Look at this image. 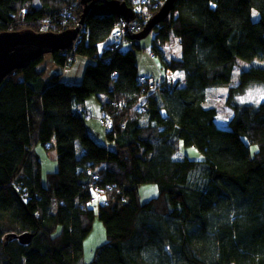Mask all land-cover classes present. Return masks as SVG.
Segmentation results:
<instances>
[{"label": "trees", "instance_id": "16d2710c", "mask_svg": "<svg viewBox=\"0 0 264 264\" xmlns=\"http://www.w3.org/2000/svg\"><path fill=\"white\" fill-rule=\"evenodd\" d=\"M151 1L145 11L154 13L160 0ZM38 2L0 0V31L59 32L83 13L79 0ZM119 17L99 0L84 13L72 54L45 53L60 68L85 58L79 82L63 80L61 71L45 82V54L0 82V264H264V100L239 99L264 85V66L242 69L231 84L236 57H264V0H174L150 44L160 66L174 70L171 83L137 80L136 39L126 50L99 53ZM171 35L177 58L161 48ZM217 87H227V127L206 102ZM98 93L113 148L97 143L85 124L82 104ZM178 139L202 158H189ZM36 142L56 153L45 183ZM149 182L158 194L141 202L138 185ZM95 214L106 239L84 263ZM25 231L28 243L6 237Z\"/></svg>", "mask_w": 264, "mask_h": 264}, {"label": "rangeland", "instance_id": "374dc122", "mask_svg": "<svg viewBox=\"0 0 264 264\" xmlns=\"http://www.w3.org/2000/svg\"><path fill=\"white\" fill-rule=\"evenodd\" d=\"M153 1L155 0H152L151 2ZM33 2L34 4H37L38 0H33ZM156 3L157 5H160L161 0L160 2H156ZM145 8H147V6H145ZM251 17L253 20H256L258 18L257 10L252 9ZM152 35H153V30L146 37L141 38L140 40H137V43H139L138 49L134 46L132 47L136 55V63H137L139 71L145 69V70L153 72L152 77H151L153 80L149 76H147V73H144L143 75L145 76V80L142 79V81H139V79H137L139 82H147L150 80L158 81L159 75L161 78V68H159V65L157 62L159 61V58L157 56H155L154 59L150 57L151 55L150 44H151ZM106 40L99 44V53L102 52L105 46V43L107 42ZM131 46H132L131 42H126L122 45L121 49L126 50L127 48ZM161 48L164 50L165 54L168 55V57L177 58L181 54L178 39L173 35H171L170 38L167 41H165V43L162 45ZM50 61H51L50 56L48 54H45L43 55V59L41 60L40 65H39V66L45 67L43 74H42V78L45 82H48V78L53 73L59 71V67L56 64H55L56 66H53V64ZM78 61H81V60L80 59L77 60V58L74 60V62H78ZM251 65L264 66V57L262 58V57L255 56L252 59H242V58L236 57V61H235V64L232 70V75H231V84H236L238 81L239 72L242 69H246ZM139 75H142V74H139ZM226 93H227V87H217V88L210 89L207 92V103L209 105H214L217 108L216 119H217V122H220V123H225L226 120L230 118L231 113H232L230 108L225 104ZM104 97H105L104 93H98V95L91 94L84 100V104H82L83 108L85 109L84 119H85V124L87 126V130L89 134L93 137V139L97 143L100 142V144H101L102 137H105V132L107 131L105 127L100 125V122H99L101 118L105 117L101 112L100 104H99V98H104ZM239 99L243 101H248V102H257L260 100H264V85L254 84V85L249 86L245 92L239 95ZM177 144H178L177 145L178 148L181 151L185 152L189 158L196 159V160H199L202 158V153L195 146L185 145L180 139H178ZM113 147L114 145L111 148ZM33 148H34L33 149L34 153H36L39 158L40 167H41L40 168L41 177L43 179V182L45 183L46 173L48 171L55 170L56 168L54 167L55 164L57 166L55 150L49 144H47L46 146H43L39 142H36L33 145ZM250 149L251 151H253L256 149V146L252 145ZM93 194H94V199L90 203V207L96 210L97 198H99V195L96 192L94 193V191H93ZM157 194H158V187L156 183L149 182V183H141L140 185H138V199L141 202H144L152 197H155L157 196ZM57 231L58 229L56 230V232ZM105 239H106L105 228L103 226L102 221L99 220V218L97 217V214H95L93 223H92V228L83 240L82 260L84 263H89L91 261V259L93 258L95 248L98 245H100L102 242H104Z\"/></svg>", "mask_w": 264, "mask_h": 264}, {"label": "water", "instance_id": "95a60500", "mask_svg": "<svg viewBox=\"0 0 264 264\" xmlns=\"http://www.w3.org/2000/svg\"><path fill=\"white\" fill-rule=\"evenodd\" d=\"M83 5V13L80 15V23H83L84 13L96 5L99 0H79ZM104 4L113 8L126 21L134 18L135 13L130 5L121 0H103ZM174 0H163L158 9L152 13L143 28L130 35V38L140 40L146 37L154 26L164 19L172 7ZM78 26L69 27L59 32L34 31L32 29L0 31V82L8 73L25 65L29 60L35 59L45 53L57 50H65L73 47L78 35ZM14 237L21 243H28L31 233H9L6 237Z\"/></svg>", "mask_w": 264, "mask_h": 264}, {"label": "built area", "instance_id": "2783aa9c", "mask_svg": "<svg viewBox=\"0 0 264 264\" xmlns=\"http://www.w3.org/2000/svg\"><path fill=\"white\" fill-rule=\"evenodd\" d=\"M145 3L146 0H134L132 8L134 10L135 16L133 19L126 21L122 16L118 18L115 27L109 33V37L111 40L109 44L110 49L121 48L124 43L131 41L130 39L131 34L138 32L143 28L148 18L147 12L145 11V6H146ZM72 19L74 26H78L79 31L82 30L83 24L79 22V19H75L73 17ZM43 26L46 27V23H43ZM79 37H80V33L78 32V35L74 40L73 47L71 49L64 50L67 55L73 53V49L76 43L79 41ZM150 57L155 58V54L151 52ZM173 76H174L173 72H171L168 68H164V67L161 68L160 82L164 81L165 83H171L173 81ZM137 79H139V81H142V79L145 80V76L143 74L138 75ZM152 85L155 88L158 87V83L153 82ZM140 108L142 109L143 107ZM99 122L100 125L106 128V130L110 129L111 122L107 117L101 118Z\"/></svg>", "mask_w": 264, "mask_h": 264}, {"label": "crops", "instance_id": "0c3cea01", "mask_svg": "<svg viewBox=\"0 0 264 264\" xmlns=\"http://www.w3.org/2000/svg\"><path fill=\"white\" fill-rule=\"evenodd\" d=\"M38 3L39 2H37V4ZM106 41H109V37H108V39ZM78 59L81 60V61H78L79 63L78 62H74V63L68 65L67 67H62V68L59 67V71L58 72L61 71V78L63 80H65L67 82H79L80 81L81 76H82V72H83V68H84V65H85V62H86V59L83 58L82 56H80V57L78 56L77 60ZM50 62L53 64V66H56L55 63L52 60ZM157 62H158V65L160 66V59ZM138 73L139 74L147 73V76H149L151 78L153 72L145 70V69L139 71V69H138ZM158 79H161L160 75L158 76ZM83 104H84V102H83ZM102 114H103V112H102ZM216 117H217V114L215 116V122H216L217 125H219L221 127H227L229 119H227L225 123H220V122H217ZM101 144L105 145L108 148H111L114 143L112 141L107 140L106 137H102ZM54 167H56V164H55ZM58 231H59V227H58ZM58 231H57V233H58Z\"/></svg>", "mask_w": 264, "mask_h": 264}, {"label": "bare ground", "instance_id": "6f19581e", "mask_svg": "<svg viewBox=\"0 0 264 264\" xmlns=\"http://www.w3.org/2000/svg\"><path fill=\"white\" fill-rule=\"evenodd\" d=\"M162 2H163V0H161V4H162ZM133 3H134V0H133V2H132V5H133ZM132 5H131V6H132ZM82 6H83V5H82ZM147 15H148V18H147V20H148V19H149V17L152 15V13H150V12H147ZM147 20H146V21H147ZM115 25H116V23L114 24V26L112 27V29L115 27ZM112 29H111V30H112ZM110 32H111V31H110ZM110 42H111V40L109 39V41H107V42L105 43V46H104V48H105V47H108V46H109V44H110ZM118 49H120V48H118ZM168 69H169L171 72H173V71H174V70H172V69H171V68H169V67H168ZM139 110L141 111V109H139ZM95 192H96V193H98V195H99V192H98L97 190H95V191H94V193H95Z\"/></svg>", "mask_w": 264, "mask_h": 264}, {"label": "clouds", "instance_id": "9594fccd", "mask_svg": "<svg viewBox=\"0 0 264 264\" xmlns=\"http://www.w3.org/2000/svg\"><path fill=\"white\" fill-rule=\"evenodd\" d=\"M131 8H132V6H131ZM133 9V8H132ZM134 11V10H133ZM121 16V15H120ZM79 19V18H78ZM80 20V19H79ZM81 24H83V23H81ZM72 27H74V25L72 26ZM79 32V31H78ZM109 39H110V37H109ZM130 39H132V38H130ZM72 48V47H71ZM71 48H69V49H71ZM65 50H68V49H65ZM152 59H154V58H152ZM68 65H66V66H63V67H67ZM159 68H162L161 66H159Z\"/></svg>", "mask_w": 264, "mask_h": 264}]
</instances>
